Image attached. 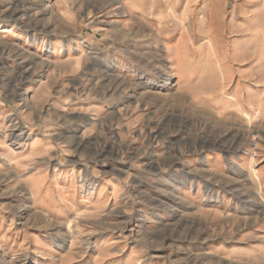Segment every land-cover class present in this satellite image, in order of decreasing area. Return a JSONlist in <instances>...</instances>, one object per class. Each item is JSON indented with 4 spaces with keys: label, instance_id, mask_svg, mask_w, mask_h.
Wrapping results in <instances>:
<instances>
[{
    "label": "rangeland",
    "instance_id": "1",
    "mask_svg": "<svg viewBox=\"0 0 264 264\" xmlns=\"http://www.w3.org/2000/svg\"><path fill=\"white\" fill-rule=\"evenodd\" d=\"M233 162L264 169V0H0V264H264Z\"/></svg>",
    "mask_w": 264,
    "mask_h": 264
},
{
    "label": "bare ground",
    "instance_id": "2",
    "mask_svg": "<svg viewBox=\"0 0 264 264\" xmlns=\"http://www.w3.org/2000/svg\"><path fill=\"white\" fill-rule=\"evenodd\" d=\"M20 2V1H19ZM16 12V11H15ZM13 15V14H12ZM108 76V75H107ZM105 80V79H102ZM107 80V78H106ZM115 81L113 80L112 83H108L109 85L107 86L106 83L104 84L105 87H107V89L111 90L112 89H117L118 85L114 83ZM242 133L240 131L234 132L232 133V136L234 138H239L240 135ZM243 135V134H242ZM244 138V137H243ZM203 147H207V144H205ZM221 147V146H220ZM222 148L226 149V150H230L232 148V145H223ZM241 148V147H237ZM235 149V148H234ZM234 164V169L239 170V171H243V176L247 177L250 176V178H254L257 177L258 178V170L256 168H253L251 170H246L245 168L242 167V165L239 162H233ZM262 211V210H261Z\"/></svg>",
    "mask_w": 264,
    "mask_h": 264
},
{
    "label": "crops",
    "instance_id": "3",
    "mask_svg": "<svg viewBox=\"0 0 264 264\" xmlns=\"http://www.w3.org/2000/svg\"><path fill=\"white\" fill-rule=\"evenodd\" d=\"M126 7H129V5H127ZM57 50V49H56ZM218 153H220L221 154V152H218ZM222 155V154H221ZM213 159V158H212ZM213 161L214 162H219V164H221L222 163V161H223V157H220L219 155L216 157V158H214L213 159ZM224 165H225V163H224ZM226 167V166H225ZM231 168V167H230ZM232 170H233V168H231ZM246 169V168H245ZM247 170V169H246ZM233 171H235V170H233ZM259 172V171H258ZM245 179L246 178H248V177H245V176H243ZM255 179H257V178H255ZM258 182L259 183H264V169H262V171H260V173H259V177H258ZM261 183V184H262ZM246 203L248 204V203H251V204H253V203H255L252 207H247V208H250V209H252V213H255L254 215H256V216H264V211H263V209L264 208H262V211H261V209H259V207H258V205L256 204V202L254 201V200H252V199H248V200H246Z\"/></svg>",
    "mask_w": 264,
    "mask_h": 264
}]
</instances>
